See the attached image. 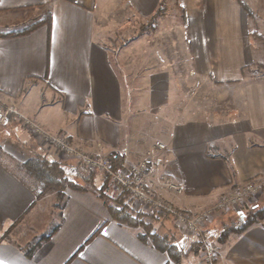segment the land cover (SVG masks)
<instances>
[{
	"label": "crops",
	"instance_id": "1",
	"mask_svg": "<svg viewBox=\"0 0 264 264\" xmlns=\"http://www.w3.org/2000/svg\"><path fill=\"white\" fill-rule=\"evenodd\" d=\"M245 1L264 12V0ZM161 7L181 11L177 53L188 79L242 89L241 109L234 108L233 116H205L207 111L182 100L173 65L147 71L139 64L130 71L136 64L131 62L125 80L114 67L106 35L119 27L130 32L133 23H146ZM46 9L47 21L33 30L0 35V103H15L87 152H120L137 160L155 148L152 178L182 186L180 194H162L185 213L216 205L223 193L251 178L264 184V81L247 80L256 54L251 18L238 0H0L3 12L32 11L37 18ZM0 147L21 162L28 159L24 151L48 153L66 164L74 180L90 179L85 165L64 159L17 118L0 123ZM101 181L99 173L94 183ZM42 199L0 157V236L6 233L0 264H175L142 241L137 229L116 222L89 190L69 189L52 235L30 238L26 225ZM253 205L248 199L242 210ZM237 213L206 224V236L219 246V264H264V219L217 241L223 223ZM181 234L185 247L196 241ZM30 243L38 244L32 256L25 253ZM201 253H191L189 264H202Z\"/></svg>",
	"mask_w": 264,
	"mask_h": 264
},
{
	"label": "rangeland",
	"instance_id": "2",
	"mask_svg": "<svg viewBox=\"0 0 264 264\" xmlns=\"http://www.w3.org/2000/svg\"><path fill=\"white\" fill-rule=\"evenodd\" d=\"M46 10H43L42 14L37 18L33 17L32 11H0V35L12 31L23 30L25 27L37 22L40 18H43L45 14L48 17ZM160 10L161 13H159V15L162 16L159 20H154L152 17V19L146 23H141V21L133 23L129 30L130 32H125L119 27L120 29L118 28L119 30L117 29L116 32L114 31L113 35H106V43L114 67L125 80V66L129 65L131 62H135L136 64L130 71H134L139 64L140 67L146 68L147 71L155 69L160 70L168 65H173L175 79L178 82L179 93L182 100L190 101L192 106L194 105L195 107L201 108L199 110H203L202 113L207 111V113L204 114L205 116L219 117V119L233 116L232 111L234 108L241 109L242 89L228 84L214 86L212 83H208V81L205 82L196 77L191 78V80L188 79V73L183 68V63H181V58L177 53L179 48L178 40L179 38H183L182 25H178L181 19V11L179 9L164 7H161ZM251 10L253 16L250 17L249 31L252 33L251 39L256 54V60L254 65L249 67V77L247 80L264 81V12L261 14L260 12L257 13L254 9ZM34 14L36 13L34 12ZM95 39L101 41L100 36L96 35ZM48 106H52V104H48ZM59 134L64 135L63 133ZM50 145L58 154L56 147L53 144ZM23 153L25 156L28 155V157L32 154V152H28V150ZM0 157L17 173L24 175V172L19 170L18 163L21 161L15 159V156L3 154V151L0 150ZM99 173L100 172L96 171V174ZM95 177H97V175ZM29 180H31L30 177ZM261 186L263 191L264 184H262V181ZM113 191H119V189L113 187ZM263 199L264 197L261 198V193L258 194L257 197L253 198L254 204H264ZM42 200L43 201L38 204L35 210V220L26 225L27 230L29 229L27 235L30 238L37 236L41 239L45 237L60 221V203L62 202L55 204L57 201L56 193L48 192ZM242 211H240L239 214L242 213Z\"/></svg>",
	"mask_w": 264,
	"mask_h": 264
},
{
	"label": "trees",
	"instance_id": "3",
	"mask_svg": "<svg viewBox=\"0 0 264 264\" xmlns=\"http://www.w3.org/2000/svg\"><path fill=\"white\" fill-rule=\"evenodd\" d=\"M238 1L247 11L248 15L252 17L253 12L246 1ZM46 11L50 15V10L47 9ZM159 13H161L160 8L153 17L154 20ZM46 21L47 15L45 14L43 18H40L37 22L25 27L23 30L8 32L4 35L15 36L27 33ZM245 69L243 68V72ZM0 150H2L1 147ZM111 155L113 157L112 170L124 164L125 155L123 153L113 152ZM18 165L19 170L23 171L24 175L15 171L16 174L35 192L37 199L44 197L48 192H55L57 198L55 204L62 202L60 204L61 209H63L69 189L92 191L107 206L112 218L116 222L137 229V236L142 241L165 253L175 264H189L187 260L189 255L193 252L197 254L201 250V244L198 241H193L189 247H185L181 243L183 234H181L176 219L169 212L159 208L143 209L135 206L130 200V192L127 189L123 188L119 191H113V179L110 171H99L102 181L97 185L94 183V179L98 170H91L87 167L90 179L84 183L76 181L66 164L60 159L50 156L48 153L32 152L27 160L19 162ZM29 177L31 180H29ZM262 219H264V204L256 203L247 211H243L240 214L237 213L235 218L225 221L219 232L215 235L217 241L224 242L231 234H241L252 225L259 223ZM205 227L204 231H206ZM55 229L56 227L42 239L50 237ZM5 235L6 233L0 236V241L5 238ZM37 245L36 243L28 244L25 253L28 256H32Z\"/></svg>",
	"mask_w": 264,
	"mask_h": 264
},
{
	"label": "built area",
	"instance_id": "4",
	"mask_svg": "<svg viewBox=\"0 0 264 264\" xmlns=\"http://www.w3.org/2000/svg\"><path fill=\"white\" fill-rule=\"evenodd\" d=\"M11 117L17 118L28 131L39 136L45 143L53 144L62 157L75 158L89 169L100 172L110 171L113 187L119 190L127 189L130 192V200L135 206L143 209L159 208L173 215L180 230L200 242L202 264H219V246L206 236L205 224L212 221L217 215L229 211H242L245 201L257 197L262 190L261 179L251 178L240 187L223 193L216 205L185 213L162 194L163 190L180 194L182 186L168 177L158 181L152 178L150 160L155 148L149 149L137 160L125 159L122 166L112 170L113 157L111 153L84 151L67 140L64 135L52 133L32 117L24 115L15 103H0V123ZM158 147L163 149L165 144L158 143Z\"/></svg>",
	"mask_w": 264,
	"mask_h": 264
}]
</instances>
